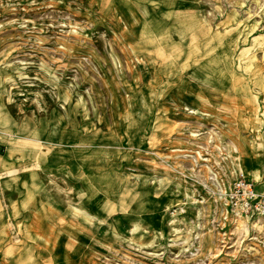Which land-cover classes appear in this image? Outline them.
Segmentation results:
<instances>
[{
    "label": "rangeland",
    "instance_id": "1",
    "mask_svg": "<svg viewBox=\"0 0 264 264\" xmlns=\"http://www.w3.org/2000/svg\"><path fill=\"white\" fill-rule=\"evenodd\" d=\"M240 178L264 0H0V264H264Z\"/></svg>",
    "mask_w": 264,
    "mask_h": 264
},
{
    "label": "built area",
    "instance_id": "2",
    "mask_svg": "<svg viewBox=\"0 0 264 264\" xmlns=\"http://www.w3.org/2000/svg\"><path fill=\"white\" fill-rule=\"evenodd\" d=\"M230 203L238 206L250 216L261 212L264 214V192L258 191L256 185L246 178L237 179L229 193Z\"/></svg>",
    "mask_w": 264,
    "mask_h": 264
},
{
    "label": "bare ground",
    "instance_id": "3",
    "mask_svg": "<svg viewBox=\"0 0 264 264\" xmlns=\"http://www.w3.org/2000/svg\"><path fill=\"white\" fill-rule=\"evenodd\" d=\"M253 173L254 175H257L255 170L253 171ZM234 213H235V221L237 222V230L239 233L241 234L247 233L250 227L257 230H263L264 227L263 214L261 213L257 214L254 220L250 221L247 218L242 217V213L239 209H235Z\"/></svg>",
    "mask_w": 264,
    "mask_h": 264
}]
</instances>
